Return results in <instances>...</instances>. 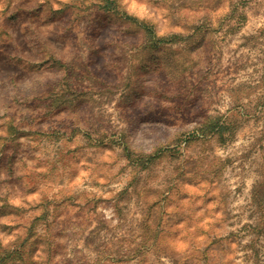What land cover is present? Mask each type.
Here are the masks:
<instances>
[{"label":"rangeland","instance_id":"1","mask_svg":"<svg viewBox=\"0 0 264 264\" xmlns=\"http://www.w3.org/2000/svg\"><path fill=\"white\" fill-rule=\"evenodd\" d=\"M0 264H264V0H0Z\"/></svg>","mask_w":264,"mask_h":264}]
</instances>
